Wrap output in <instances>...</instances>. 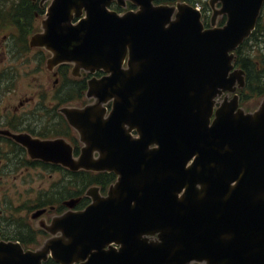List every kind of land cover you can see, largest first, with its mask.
<instances>
[{"label":"water","instance_id":"water-1","mask_svg":"<svg viewBox=\"0 0 264 264\" xmlns=\"http://www.w3.org/2000/svg\"><path fill=\"white\" fill-rule=\"evenodd\" d=\"M111 1L53 0L30 40L53 51L49 67L110 72L89 80L94 104L61 109L86 143L81 157L64 138L1 132L33 157L119 177L107 196L93 186L85 210L55 219L51 231L64 237L46 247L0 240V264H44L49 253L61 264H264V101L240 106L245 70L233 64L264 0H211L212 24L227 22L206 29L187 3L173 20L175 6L132 0L141 9L119 15ZM224 92L234 95L217 102Z\"/></svg>","mask_w":264,"mask_h":264},{"label":"rangeland","instance_id":"rangeland-1","mask_svg":"<svg viewBox=\"0 0 264 264\" xmlns=\"http://www.w3.org/2000/svg\"><path fill=\"white\" fill-rule=\"evenodd\" d=\"M47 1L50 3V0ZM191 1H199V7L201 6L203 9V4L208 3V0ZM208 8L210 11L206 10L204 14L208 15L211 12L212 8L209 4ZM43 18L36 17L33 26L36 30L43 28L41 24ZM0 23H2L0 27V121H7L8 126L10 122H14L15 118L16 120L23 119L21 124L25 122V118H28L30 122L37 119L46 125L48 122L45 115H47V110L52 107L51 103L54 107L84 104L83 98L81 100L71 99L75 97L76 92L72 93L71 90H68V86H65V82H63L61 72H58L57 68L49 70L46 62H39L41 56L39 48L25 46L24 43L18 41L21 34L17 27H6L7 22L3 21ZM32 32H34L33 28L27 32L28 39ZM68 70L70 71V68ZM72 80L76 79L72 78ZM60 91L61 95H59ZM86 100L90 103L93 102V99L86 98ZM263 101L264 97H252L242 106L247 111H254ZM17 112H20L18 116ZM56 122L55 120V124ZM55 127L56 125L54 129ZM56 133L57 131L54 130L39 132V134L47 136L62 135ZM9 151H11L9 144L0 142V165L9 163L12 159L7 155ZM4 168L5 165L0 166V224L12 227L7 230L9 238L20 237L21 226L29 220L32 224V214L42 208L33 209L30 206L40 204L50 209L46 205H55L58 209V205L62 201L58 192H62L64 198L76 197L73 195L77 191V182L62 179L63 174H67L62 170L61 172H52L42 167L27 168L24 165L16 175L14 170L4 174ZM16 176L18 177L16 178ZM80 185V190L82 188L85 190L87 187L82 182ZM24 239H28L27 234ZM43 240L42 237H39V243L33 244V246L41 247Z\"/></svg>","mask_w":264,"mask_h":264},{"label":"trees","instance_id":"trees-1","mask_svg":"<svg viewBox=\"0 0 264 264\" xmlns=\"http://www.w3.org/2000/svg\"><path fill=\"white\" fill-rule=\"evenodd\" d=\"M170 1L174 2L175 0ZM34 11H37V16ZM44 11L45 10L42 9L38 3L33 2V0H0V22H7L6 27H17L19 33L21 34L20 37H18V41L24 43V45L27 43V32L31 28H33V31H37L33 27L34 19L39 15L41 17L44 14ZM225 19L226 17L222 16L219 20V24H223ZM204 22L207 26L209 25V15L204 17ZM1 26L2 23H0V27ZM235 53V64L242 67L246 72V84L243 88L238 90L241 104L246 103L252 97H264V7L255 30L251 36L236 49ZM45 57L46 55L42 53L40 57L41 63H43ZM59 68L62 71L65 86H68V90H71L72 93L76 92L75 97L71 99L81 100L83 98L84 91L87 89L86 79L72 80L69 76V72L65 69L67 68V64H61ZM61 91L59 95H61ZM60 99L63 100L61 97ZM58 109L59 107L55 106L53 112V117L57 121L55 129L54 125L44 129L43 131L54 130L57 131L56 134H64L71 138L74 142L77 141V138L74 135L70 136V130L67 126L68 124L63 115H59ZM48 113L49 111L47 110V114ZM60 127H62V130H60ZM75 143L78 144V142ZM71 174V181L77 182V191L73 196H77L81 191L80 182L84 183L86 186L94 183L100 184L104 189H106V187L113 182L116 177L114 173L108 172L93 173L88 171L85 173L76 172ZM83 189L84 188H82V190Z\"/></svg>","mask_w":264,"mask_h":264},{"label":"flooded vegetation","instance_id":"flooded-vegetation-1","mask_svg":"<svg viewBox=\"0 0 264 264\" xmlns=\"http://www.w3.org/2000/svg\"><path fill=\"white\" fill-rule=\"evenodd\" d=\"M158 1L159 0H156L155 2L156 3L172 2L170 0H164V2H158ZM189 1H191V0H189ZM35 2L38 3V5H39L38 0H36ZM175 2H177V1H175ZM191 2H194V1H191ZM167 4H173V3H167ZM111 8L118 11V12H121L124 9H125V11L138 9V7L130 1H127L125 6H121V5H119V3L116 0H114L111 3ZM34 12L37 16V14H38L37 11H34ZM79 74H80V76H73L71 73L69 75H71L70 78L81 79V80L84 78H87V76H88V74L85 73L84 70H79ZM51 106L52 107L48 110L49 113L47 115H45L47 117V122H48V124H46V125H44L43 121H39L37 119L33 120V122H30L29 119L25 118V117H23V118H25V122L23 124H21L23 122V119L16 120V118H15L14 122L13 123L10 122V125H8V126H7V124H8L7 121H4V122L2 120L0 121V142H6L9 144L11 151H9L7 153V155H9V157H12V159H10L9 163H5V164L0 165V166L5 165V168L3 169L4 174H7V173L14 170L15 174L18 175V170L21 169L24 165H26L27 168L42 167V168H44L48 171H52V172H61V170H63V167H61L59 164H55L52 162H44L40 159L31 158L29 156V154L27 153V151L24 150L23 145L19 144L14 139H12L11 136L4 134V133H1V130L6 128L7 130H10V131L15 132V133H24L25 132V133H27V134L29 133L33 136L48 138L45 136H41V134H39V132L50 127V126L55 125V120L53 117V112H54L55 107L53 106L52 103H51ZM19 113L17 112V116ZM2 154H1V156H2ZM63 175H64V177L62 179H68L71 181V177H70L69 173L63 174ZM17 177L18 176H16V178ZM58 194L60 195V198L62 200L61 202L63 203V209L60 206V207H58V209H59V211H58L55 205H46V206H49L50 209H47L46 207H43V205H40V204L30 206L33 209L41 208V207L42 208L40 209V211H39L40 214L38 216L34 215L35 212L32 214V218H33L32 224H31V221L29 220V221H26V224L21 226L20 238L21 237L24 238L25 235L27 234L28 238L38 239V242H39V237H42L44 239L43 240V243H44V242L48 241L49 237H52V235H50V233L48 232L47 227L49 226V223L52 222V218L54 216V213L55 212H61L62 213V212H65L66 210H68L67 207L65 208V201L68 198H64L62 196V192H58ZM76 197H80L81 200L79 201L78 207L76 206L75 209H83V207H85L87 205V204L84 206L81 205V203L86 200V197H83V191L78 193V195ZM35 201H37V200H35ZM30 207H28V208H30ZM49 212H52V213L49 214ZM11 228L12 227H10L7 224H0V239H12V238H9L7 236V230H9Z\"/></svg>","mask_w":264,"mask_h":264}]
</instances>
